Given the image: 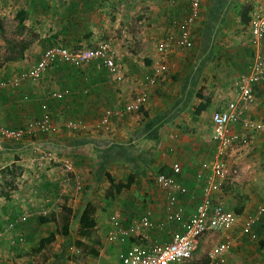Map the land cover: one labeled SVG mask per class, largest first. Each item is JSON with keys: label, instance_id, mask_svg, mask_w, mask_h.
I'll list each match as a JSON object with an SVG mask.
<instances>
[{"label": "crops", "instance_id": "obj_1", "mask_svg": "<svg viewBox=\"0 0 264 264\" xmlns=\"http://www.w3.org/2000/svg\"><path fill=\"white\" fill-rule=\"evenodd\" d=\"M6 1L14 7L22 3L19 11H25L28 19H33V25L41 21L43 0ZM55 1L58 6H67V11L79 14L81 19L74 20L77 26L83 23V29L72 35L66 29L72 26L71 20H63L68 15L53 16L58 39L67 38L78 44L75 47L102 41L103 37L108 40L106 0ZM261 1L202 0V12L207 18L202 25L205 16L201 12L193 29V40L194 45L199 43L197 59L201 57L203 64L192 65L188 70L189 63L183 59L175 67H167L159 83L149 88V102L143 110L115 119L109 132L98 128L104 111L130 101L143 88L146 76L151 73L149 67L142 69L139 64L128 62L123 69L129 81L121 82L117 89L109 86L105 78L108 71L97 62L88 65L85 74L76 70L87 67L63 66L48 71L39 81H23L17 88L0 87V125L22 128L39 117L41 105L49 102L59 127L57 133L34 134L21 142L0 138V264H122L119 255L126 249L140 244L169 243L175 234L183 232L181 223L166 220L168 195L157 184V177L173 176L178 184L188 188L187 194H178V207L183 209L184 217L202 202L204 182L197 180L196 175L204 163L211 166L219 157L218 144L213 140V115L235 98V83L256 53L264 54V43L260 49L253 46L250 23L245 25L243 19L244 12L250 10L251 17L253 6L264 3ZM178 2L176 7L165 3L164 7L155 8L151 30L157 44L166 37L176 39L178 31L172 21L184 19L189 6L188 3L184 7V0ZM8 7L0 0V16L11 17L12 9ZM62 32L69 34L64 36ZM223 40L226 43L220 51L218 45ZM33 46L20 61L0 60V81L5 76H17L38 62L40 51ZM184 51L189 50H175L168 58L178 57ZM128 58L136 60L133 54ZM214 64L219 70L213 73L216 75L213 82H207L203 75ZM63 89L71 93L64 101H48L49 92ZM208 99H211L208 110L196 116L195 108ZM247 117L264 126V82L255 87V102ZM68 120L82 121L84 126L66 129ZM232 132L243 135V126H234ZM227 154L236 174L227 180L231 182L223 184H231L229 191L224 186L215 197L227 209L241 215L243 222L264 205V127L252 133L248 145L237 143ZM175 164L181 167L179 174L173 172ZM131 178L129 187L117 193L116 184H128ZM88 203L97 208L96 237L102 243L97 258L75 244L80 239L79 218ZM64 205L71 210L67 231L63 229ZM144 217L152 221V228L143 229L126 241L111 238L116 230L113 219L121 227L129 228ZM44 218L55 220L42 223ZM242 222L229 233L234 242L223 264H264V212L253 228L256 239L241 232ZM52 234L55 241L36 252L41 240ZM224 237L202 239L197 250L203 255L195 253L191 263L210 264L209 251Z\"/></svg>", "mask_w": 264, "mask_h": 264}, {"label": "built area", "instance_id": "obj_2", "mask_svg": "<svg viewBox=\"0 0 264 264\" xmlns=\"http://www.w3.org/2000/svg\"><path fill=\"white\" fill-rule=\"evenodd\" d=\"M201 0H189L188 15L182 19H174L173 26L177 28L176 39L166 37L158 42L156 49L161 58L152 68L143 83V88L134 93L131 100L120 106L107 108L100 119L98 128L109 132L115 119H124L128 115L139 113L149 102V88L157 85L164 72L167 70L166 60L175 50H190L194 47L193 29L201 17ZM249 29L254 47L260 49L264 43V13L251 16ZM99 63L115 80L122 82L123 76L116 63V51L107 45L96 47H69L54 45L47 49L38 62L17 76H5L0 81L1 88H17L23 81H39L48 71L69 66L82 69L92 63ZM264 82V54L258 51L247 71L241 74L236 83V96L227 103L225 109L213 115L214 135L213 140L218 144V159L210 166L204 163L196 178L204 182L203 200L200 205L187 217L183 209L178 207V194L185 195L188 188L178 184L173 176L161 174L157 177V184L167 192V222H179L183 232L174 235L169 243L144 245L140 244L121 252L119 259L122 264H192L191 260L198 249L200 241L209 236L224 235L219 244L214 245L209 251L210 264H223L225 255L232 249L234 238L229 234L239 223L241 215L227 209L225 204L215 197L223 188V184L236 172L231 169L224 158L229 149L235 144L248 145L253 132L261 130L264 126L247 117V113L255 102V87ZM70 90L51 91L48 101H64ZM27 98V97H26ZM242 125L243 135L232 132L234 126ZM84 126L82 121L68 120L64 127L69 130L79 129ZM59 132V127L54 122L49 102L41 105V115L29 121L22 128H8L0 125V138L21 142L34 134H50ZM56 155L54 156V158ZM52 158L49 160L51 161ZM206 171H210L206 174ZM174 174L181 172L179 164L173 166ZM264 205L257 214L249 216L242 222L241 232L256 239L254 225L264 212ZM116 230L112 239L126 241L143 229L153 227L148 217L142 218L129 228H123L115 220Z\"/></svg>", "mask_w": 264, "mask_h": 264}, {"label": "rangeland", "instance_id": "obj_3", "mask_svg": "<svg viewBox=\"0 0 264 264\" xmlns=\"http://www.w3.org/2000/svg\"><path fill=\"white\" fill-rule=\"evenodd\" d=\"M43 1L44 3L42 4V7L44 9L39 14L41 15L40 17L41 21L36 25L35 24L33 25V21H32L33 19L32 20L28 19L25 22V27H21L19 26L17 20H15V18H12V16L14 17L16 16V13L17 11H19V8L23 6L22 3L19 5L17 4L14 7L6 0H1V4L3 6H5V4L7 3L10 6L8 8L12 9L10 10L11 13H9L11 17L2 16V15L0 16V60L1 61H3V57L8 52V48L10 47V45L12 43L15 44L21 41L25 37L34 40L38 38L37 40L39 41L37 40L34 41L33 45L37 46L36 48L40 51L41 56L47 49H49L54 45H64L69 47H75L78 45L77 43H72L71 41H68L67 38L58 39V37L56 36L58 34H54L55 31H58V26H56V28L53 27L52 19L53 16L55 17L60 15V17H63L64 15H68V17H64L63 20L65 19L71 20L72 26L71 27L68 26L66 27V29L68 32L71 31L72 35H76V33H78L83 29L82 22L79 23L77 26L76 22L74 21L75 19H81L80 17H78L79 14H76V11H71V10L67 11L66 10L68 9L67 6H63V7L58 6V3L55 0H43ZM184 1H185L184 2V7H185L189 3V0H184ZM106 2L109 4L108 13L106 14L108 17V28H107L108 40L105 37H103L102 41L98 39L96 42H90L84 47H96L100 45H107L113 50L115 49L118 50L119 54L118 52H116V63L118 65V68L120 69L121 76H123L122 83H124L129 81V75L124 70L128 62L131 61L134 64V66L139 64L140 66H142V69L149 67L150 68L149 71H151L152 68L157 64V62L161 60V58L157 54V49H156L158 40L155 39V36L153 35V31L151 30L153 26V24L151 23L152 20L151 17H154L155 15L154 14L156 11L155 8L157 9L160 6L164 7L165 3L166 5H170L171 7H176L179 4V2L178 0H106ZM262 6H264V3L262 4L260 3L257 5L255 4L253 6L252 16L263 14L264 7ZM58 7L61 8L60 11ZM169 12H171V10H169ZM202 13H203L202 16L203 17L205 16V20L202 21V25H204L207 15L205 14V12ZM165 14L169 15L168 13ZM84 15H86V13H84ZM34 17L35 16H33V18ZM82 18L84 19V17ZM95 28L99 29V27H95ZM86 29L85 31H87ZM68 32H64V33L62 32V34H65L64 36H68L69 34ZM196 41L197 39L195 38V42ZM208 42L209 41L207 40V43ZM201 43L202 42H200V44ZM223 43H226V41L223 40L221 41V44L218 45L220 51H221V47H223L221 46ZM198 44L199 43L197 44L195 43L193 49L189 51L178 53L180 54V56L178 57H175L173 59H169L168 57H166L165 60L167 61L166 62L167 67L169 68L170 66L171 68H173L177 63L180 64L183 59H185L184 63L185 62L189 63V65L187 66L189 67L188 70L191 69L192 65H196L197 67L203 64L201 57H199V60L197 59L198 50L196 49V47H198L197 46ZM129 54H133L134 56H136V60L135 61L130 60V58H128ZM252 61H250V63ZM247 64H249V62ZM213 67L214 68L212 70L208 71L206 74L203 75V79H206L207 82L210 81L213 82L212 80L214 76L213 73L215 72L217 73L219 70L218 67L215 66V64ZM89 68L90 67H87L85 70H76V71L79 74H85L87 73V70ZM105 78H107V82L109 86L112 87V89L114 88L117 89V86L121 83L116 81L115 76L110 75V73H108L107 76H105ZM227 155L228 154H226L224 161L231 169H233L228 163L229 158L227 157ZM227 182L229 183L231 181L229 180ZM224 186L226 185H223V189L225 188ZM230 186L231 184L226 186L227 192L229 191ZM198 250L196 251V255ZM198 254H199L198 256L203 255L201 250L198 252Z\"/></svg>", "mask_w": 264, "mask_h": 264}, {"label": "trees", "instance_id": "obj_4", "mask_svg": "<svg viewBox=\"0 0 264 264\" xmlns=\"http://www.w3.org/2000/svg\"><path fill=\"white\" fill-rule=\"evenodd\" d=\"M250 10H247L243 14V19L245 25H248L251 21V17H249ZM21 27H25V21L28 19V15L25 11H19L15 18ZM34 43V39L24 38L21 41L11 44L8 48V52L3 57L4 62L9 61H20L25 58L26 51L30 48V46ZM63 67V66H62ZM61 68V67H60ZM211 103V99H208L204 102H201L194 111L196 116H200L203 112L207 111ZM110 180L114 183L112 177H109ZM133 178H131L128 184L118 183L116 184V192L119 193L123 189L128 188ZM62 210L65 212L63 216V229L65 231L68 230V225L70 222V214L71 210L67 208L65 205L62 207ZM96 212L97 208L95 205L88 203L80 218H79V236L80 239L76 241V247L79 249H85L88 251V254L92 258H97L99 256V249L102 245L101 241L96 237L97 230V222H96ZM240 212V211H238ZM55 219H41L42 223L54 221ZM55 241V235L52 234L46 238H43L39 243L38 247L35 249L36 252H41L46 245H50ZM92 243V244H90Z\"/></svg>", "mask_w": 264, "mask_h": 264}]
</instances>
